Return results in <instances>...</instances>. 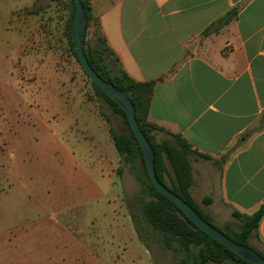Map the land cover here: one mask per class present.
Listing matches in <instances>:
<instances>
[{
  "label": "rangeland",
  "instance_id": "obj_1",
  "mask_svg": "<svg viewBox=\"0 0 264 264\" xmlns=\"http://www.w3.org/2000/svg\"><path fill=\"white\" fill-rule=\"evenodd\" d=\"M70 13L67 0H0V264H42L46 254L79 251L112 253L120 264H191L196 248L184 250L145 219L143 206L153 196L138 160L120 161L114 183L101 176L95 182L105 204L128 206L145 250L132 229L122 242L115 222L94 227L80 214L91 201L77 195L90 191L84 172L91 176L102 164L97 153L109 125L101 113L118 131L128 134V126L96 97L72 55L64 33ZM151 135L181 148L173 137ZM69 156L79 165L66 168L61 159ZM190 192L214 226L239 231L241 217L209 197L204 204L202 191Z\"/></svg>",
  "mask_w": 264,
  "mask_h": 264
},
{
  "label": "crops",
  "instance_id": "obj_2",
  "mask_svg": "<svg viewBox=\"0 0 264 264\" xmlns=\"http://www.w3.org/2000/svg\"><path fill=\"white\" fill-rule=\"evenodd\" d=\"M88 2L126 74L154 83L146 117L153 135H178L190 146L192 191L240 215L254 213L264 204V0ZM231 11L227 23H218ZM110 141L106 129L97 153L102 164L91 176L84 172L90 191H77L91 200L80 214L94 227L115 222L122 242L132 229L145 250L128 206L98 196V176L114 183L110 176L122 171ZM61 161L79 165L72 156ZM248 240L264 255V214ZM56 256L46 254L42 264H120L112 253Z\"/></svg>",
  "mask_w": 264,
  "mask_h": 264
},
{
  "label": "trees",
  "instance_id": "obj_3",
  "mask_svg": "<svg viewBox=\"0 0 264 264\" xmlns=\"http://www.w3.org/2000/svg\"><path fill=\"white\" fill-rule=\"evenodd\" d=\"M67 1L70 4L71 13L66 23L64 33L69 42L72 55L78 63L70 36L75 6L72 0ZM80 1L83 5L87 19L86 33L83 41L84 55L89 65L101 79L111 83L131 101L134 107L137 123L153 150L154 171L158 181L169 191L184 200L204 221L211 224L233 241L249 246L248 239L256 230L259 221L264 214V204H262L251 215H240L234 212L233 214L241 217L243 222L239 231L232 235L227 234L212 224L210 218L201 211L191 196L190 191L194 181L191 175V166L188 159V155L191 153L188 143L180 136L172 135L181 146V148H177L165 142H156L151 135V132L156 129V127L150 124L146 117L154 83L137 82L126 74L121 67L119 58L108 46L107 41L101 32L98 21L93 18L88 0ZM232 15L233 11L229 12L223 19L218 21V23H227ZM92 26H94L95 29L90 33L89 31ZM217 26L218 25H213L204 32L215 30L217 29ZM90 85L96 97L104 100L110 105L114 114L121 117L128 126V134L118 131L112 127L109 118L101 113L104 120L109 125L108 133L121 161L124 163H134L135 160H138L142 165L145 180H141V183L146 186L147 190L153 196V199L149 200L143 206L144 217L150 226L167 234L169 237L175 238L179 245L186 251L190 248H196L191 264H208L210 262L216 264H251L206 235L169 199L156 191L148 179L140 146L129 128L125 113L98 87L91 82ZM202 158L208 159L207 156H202ZM120 171L121 169L119 168L118 172ZM202 202L208 204L210 203V199L204 198ZM166 243L168 244V242ZM255 251L264 258V255L261 252L257 250Z\"/></svg>",
  "mask_w": 264,
  "mask_h": 264
},
{
  "label": "water",
  "instance_id": "obj_4",
  "mask_svg": "<svg viewBox=\"0 0 264 264\" xmlns=\"http://www.w3.org/2000/svg\"><path fill=\"white\" fill-rule=\"evenodd\" d=\"M75 6V11L72 19L70 36L73 43V48L76 53L77 61L88 80L98 87L105 95L113 100L125 113L128 125L138 142L146 169V173L150 183L161 195L169 199L197 228L203 231L206 235L222 244L227 249L241 257L243 260L251 264H264V258L249 246L239 244L224 233L213 227L211 224L204 221L200 215L190 207L184 200L169 191L157 179L154 171V153L147 140L142 133L137 120L135 118L134 107L129 98L119 89L101 79L89 65L84 52L83 41L86 33L87 19L83 5L80 0H72Z\"/></svg>",
  "mask_w": 264,
  "mask_h": 264
}]
</instances>
